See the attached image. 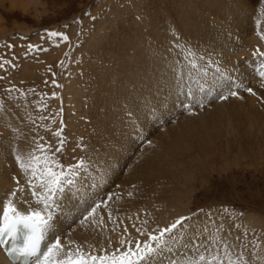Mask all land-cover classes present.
<instances>
[{
	"label": "bare ground",
	"instance_id": "obj_1",
	"mask_svg": "<svg viewBox=\"0 0 264 264\" xmlns=\"http://www.w3.org/2000/svg\"><path fill=\"white\" fill-rule=\"evenodd\" d=\"M36 1L8 0V3L11 7L31 6L36 10ZM252 1L154 0L149 1L146 7L143 3L144 11H141L140 15L144 20L143 28L135 27V18L131 22L128 20L126 25L117 26L111 40L98 52L105 60L112 59V63L108 62L109 70L105 74H89L90 80L93 79L89 84L92 88L90 91H94V96L90 98L91 112H88L90 120L88 124H80L81 121L78 120L79 127L85 131L86 148L84 154H76V160L85 158L87 161L78 180L81 183L87 181L84 188L88 191V204H77L75 198L63 201L60 211V219L64 222L62 242L73 240L84 251L98 255L103 254L101 249L111 252L119 247L118 241L121 237L144 242L148 239L147 235L137 233L133 225L149 231L157 226L161 227L162 211L170 207L169 203L165 205V201H168L167 195L171 189L166 187L170 190H164V178L168 180L174 176L179 179L182 174L194 173V180L198 172L203 174L204 171H218V165H224L226 161H231L234 165L246 163L249 168L254 169L261 164L264 160V105L260 111L254 107L256 97L260 93L255 96L249 94L248 97L237 90L240 98L220 100V94H227L229 91L226 83L233 82L226 80L229 71L218 65L220 71L216 74H219L220 78L216 81L207 80L205 74L208 72H204L199 68L200 65L196 64L199 55H203L205 61L211 62V56L212 60L220 58L228 67H234L236 63L233 62L238 61L239 57L245 56L244 59L247 60L257 48L264 51V43L257 40L253 31L254 27H257L253 18L260 12ZM225 15H228L229 23L223 21ZM173 22L176 31L172 30ZM145 31L148 33H144ZM154 39L159 48L152 45ZM151 50L156 53L155 59L149 53ZM190 52L195 53V57L190 55ZM193 60L195 67L192 66ZM157 75L167 77L169 86L157 91L153 83L150 88L149 78L154 82ZM247 78L249 80L250 76ZM236 79L238 80L237 77ZM235 85L231 88L232 91H236ZM134 86L143 89L146 95L151 93L149 99L153 102L165 101L162 109L165 113L163 122L155 120L150 114L146 116L147 107L142 106L140 109L141 137L147 140L150 138L151 142L142 150L136 148L138 153L143 151L142 160L137 164L131 161L133 155L129 144L135 140L133 137L139 128L133 129L134 135L129 137L126 130L128 122L125 120L121 123L123 117L119 107L124 95L131 92ZM199 104L206 106L203 109ZM186 105H191V109ZM187 109L190 110L189 114L195 110V114L182 115ZM229 115L232 117L228 120ZM12 122V126L19 128V132L22 131L21 135L15 136L21 137L20 140L26 139L25 125ZM0 132H3V136H0L3 144L6 145L12 139L14 144L20 146V140L17 142L10 135L11 128L4 130L0 123ZM13 175H16L21 185L26 188L23 175L16 166L11 151L5 153L0 149V199H7L6 194L17 186L12 180ZM89 184L92 185L91 188H88ZM132 185L137 188L134 191L139 196L136 207H131L133 196L128 192ZM173 192L177 193L175 190ZM108 196H112V199L107 201V207L102 205L94 217H90L84 224L79 222L85 208L93 201L105 200ZM2 210L3 205L0 203V213ZM109 212L112 213L111 220L108 218ZM130 212L131 214H128ZM167 217L169 216H166L165 220L169 219ZM243 218L252 224L249 225L250 228L257 224L264 225L263 214L248 213L243 214ZM93 219L96 223H92ZM144 221H147V224H144ZM125 227L128 229L127 233L124 232ZM66 233L71 235H64ZM0 264H6L1 253Z\"/></svg>",
	"mask_w": 264,
	"mask_h": 264
},
{
	"label": "rangeland",
	"instance_id": "obj_2",
	"mask_svg": "<svg viewBox=\"0 0 264 264\" xmlns=\"http://www.w3.org/2000/svg\"><path fill=\"white\" fill-rule=\"evenodd\" d=\"M149 1L37 0L36 11L31 6L29 8L11 7L8 0H4V2L0 0V64H3V67H0V77H4L0 80V106H2L0 107V116L7 112L8 122L13 121L12 123L25 125L26 133H23H25L26 139L32 136H43L45 141L51 143L53 149L59 146L58 140L60 139L53 133L63 128L64 150L63 153L57 154V157L65 165L75 163L76 154L78 152L84 154L86 148L84 144L85 131L79 127L78 120L81 121L80 124H88L90 120L88 112H91L90 98L94 96V91H90L92 88L89 84L93 82V79L90 80L89 74H105L109 70V63H112V59L107 61L98 52L103 45H107L111 40L116 33L117 26L126 25L135 18L134 21L132 20L133 23L136 22L135 27L143 28L142 24L137 22L136 17L142 15L143 6L146 7L150 3ZM252 2L260 12L258 16L253 18L257 23V27H254L253 31H255L257 40L264 43L259 35L264 34V0H253ZM134 8H136L135 13L133 12ZM135 14L137 15L135 16ZM48 31L64 33L68 36V40L65 41L62 37H49ZM144 33H148V31ZM143 41L147 40L143 39ZM153 42L152 45H157L159 48L155 39ZM30 45L34 47L30 48ZM251 47L249 46V48ZM149 53L154 59L156 58V53L153 50ZM106 58L108 57L106 56ZM244 58L245 56H241L237 59L238 61L232 60V62L234 61L233 64L236 63L235 68L228 67L220 58V61L217 59V63L212 64L208 60L206 63L205 57L203 60L199 57L196 64L200 65L201 70L208 72L205 74L207 80L216 81L220 78V75L216 74L219 65L229 71L230 74L227 75L228 77L230 75L231 81L233 80L232 89L235 84L240 85L239 88L235 85V90L248 97L250 93L245 91L246 87H251L256 93H260L256 97L254 106L260 111L264 105V87L260 88L264 79H259L257 74L264 70L261 67V61L264 60V57L252 55V57H247V60ZM5 61H10V63H4ZM239 65L243 68L236 67ZM49 66H51L50 70ZM247 76H250V79L251 77L254 78V81L248 80L249 77L247 78ZM244 78L247 79V82ZM53 80L62 87H56L52 83ZM9 88L15 89L10 95L5 92ZM53 92L57 93L56 98L51 97ZM205 106L202 108L204 109ZM189 113L190 110L187 109L181 114L193 115ZM42 116L49 117V119H39ZM231 117L229 115L228 118L225 117V120H229ZM61 120H63V125L60 123ZM32 121H35V124ZM41 125H47L51 131L45 130ZM126 130L129 137L134 135L133 128L130 126ZM21 133L22 131L16 135H21ZM136 136L135 134L133 137L135 139L132 141L133 143L129 144V146L131 145L130 152L133 155L130 157L132 156L131 161L134 164L140 163L142 160L143 151L138 153L137 149L142 150L151 142L149 137L147 140V138H137ZM26 139L19 141L20 146L26 145ZM78 145L83 147H78ZM134 149L136 150L134 151ZM135 153L139 155H135ZM155 162L159 166L158 160ZM155 168L157 167L155 166ZM218 169V171L210 170L208 173L204 171L203 174L198 172L194 180H192L194 173L182 174L178 177L179 179L174 178V176L168 180L164 178L165 184L162 183L164 190L167 189L166 187L171 189H167L170 191L167 195L168 201H165V205L169 203L170 207L165 208L166 210L163 209L164 212L162 211L161 227L167 226L177 216H181L183 213V215H189L199 208H203L205 213L212 211L213 218L217 220L218 224L220 222L219 217L224 215L220 209L228 207L234 211L228 214L231 216V220H228V216L224 215L226 223L230 224L234 221L243 226L238 230H232L233 238L241 235L247 228L249 234L244 237L245 242L255 239V236L258 235L261 238V247H264V225L257 224L250 228L249 225L252 224L247 223L243 215H240L241 213L264 215V160L255 169L249 168L246 163L234 165L231 161L224 162V165H218ZM136 189L135 185L129 187L130 191L128 192L133 196L131 197L133 203H131V207H136L139 202V196L134 191ZM173 190L177 193H174ZM166 216H169L167 217L168 220H165ZM198 219L202 225L208 223L204 213L200 214ZM214 230L215 228H213ZM239 251L241 249H233V255L239 254ZM247 251L250 253L251 248Z\"/></svg>",
	"mask_w": 264,
	"mask_h": 264
},
{
	"label": "snow or ice",
	"instance_id": "obj_3",
	"mask_svg": "<svg viewBox=\"0 0 264 264\" xmlns=\"http://www.w3.org/2000/svg\"><path fill=\"white\" fill-rule=\"evenodd\" d=\"M92 18L95 19V17ZM222 19L225 23H229L228 15ZM136 20L139 24L144 23L143 17H136ZM172 30L176 31L175 22H173ZM259 35L260 39L264 40V34ZM48 36L62 37L65 41L68 40V36L61 32L48 31ZM29 47L34 46L30 45ZM177 47H179V42H177ZM190 55L195 57L196 54L190 52ZM205 55L208 54L205 53ZM253 56L264 57V51L257 48L253 52ZM200 59L203 60L204 56H200ZM209 60L212 64L217 63L216 60H212L211 56H209ZM4 63H10V61ZM192 66L195 67L194 60ZM0 67H3V64H0ZM261 67L264 68V60L261 61ZM50 69L51 66H49ZM217 71H220L219 66ZM221 74L223 75V73ZM258 75L264 79V70L259 71ZM2 79L4 77H0V80ZM149 79L148 86L151 88L154 83L157 91L169 86L167 77L157 75L154 82L151 81V78ZM226 80L230 81L231 77H226ZM52 83L56 87H62V85L56 84L55 80ZM232 86L231 83H226L229 91L227 94H220L221 100H227L230 97L240 98L237 91L231 90ZM236 87L239 88L240 85H236ZM261 87H264V83L261 84ZM14 90V88H9L5 92L10 95ZM245 91L253 96L257 95L251 87H247ZM150 95L151 93L146 95L143 89H137L135 86L131 92L126 93L119 105L120 115L123 117L121 123L126 120L128 126L138 129L142 106L148 108L146 116L150 114L155 120L163 122L165 113L162 109L165 101L153 102L149 99ZM51 97L56 98L57 93L53 92ZM199 106L203 107L204 105L199 104ZM186 107L191 109L192 106L186 105ZM191 114L194 115L195 112H191ZM29 119L31 120V117ZM39 119L45 120L49 117L42 116ZM0 123L4 130L11 128L10 135L13 139L17 141L22 139L15 136L20 130L8 122L7 112L0 116ZM32 123L35 124V121ZM60 123L63 125V120ZM41 127L51 131L47 125H41ZM62 131L63 128H60L53 133L54 136L60 138L59 146L55 149L51 143L45 141L43 136H32L26 139L27 146L14 144L12 139L6 145L0 141V149L5 153L11 151L15 164L25 180L27 196H30L27 198L25 186L21 185L20 179L16 175H13L12 180L17 186L6 194L7 199H0V203L3 205L2 213H0V249H4L14 259L23 258L29 264H264V247H261V238L258 235L255 236V239L245 242L244 237L249 234V230L245 228L241 235L233 238L232 230H238L242 225L234 221L230 224L226 223L224 215H227L228 220H231V216L228 214L234 211L228 207L220 209L224 215L219 217L218 224L217 220L213 218L212 211L205 213L203 208H199L189 215L177 216L167 226H157L151 231L133 225L137 233L147 235L146 241H134L121 237L118 241L119 247L111 252L101 249L102 255L84 251L73 240L62 242L64 222L60 219V211L63 201L75 198L77 204H88V199H86L88 191L84 188L87 181L81 183L78 180L87 161L85 158H80L72 164L61 163L57 154L63 153L64 150L65 141ZM136 135L137 138L142 136V128H139ZM0 136H3V132H0ZM78 147L83 146L78 145ZM6 158L7 156H5ZM91 187L92 185L89 184L88 188ZM111 199L112 196H108L105 200L93 201L84 209L79 222L84 224L90 217H94L97 209L102 205L107 207V201ZM202 213L207 216V224L202 225L198 219ZM108 218L112 219L111 212L108 213ZM92 223H96L95 219L92 220ZM100 223H103V217H101ZM144 224H147V221H144ZM213 228H215L214 231ZM124 232H128L127 227L124 228ZM64 235L70 236L71 233ZM9 242H11L10 246L4 248L5 245H9ZM109 245L111 246V240H109ZM249 248H251L250 253L247 251ZM233 249H241V251L239 254L233 255Z\"/></svg>",
	"mask_w": 264,
	"mask_h": 264
}]
</instances>
